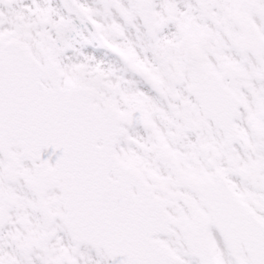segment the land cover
Listing matches in <instances>:
<instances>
[{"label":"snow or ice","instance_id":"obj_1","mask_svg":"<svg viewBox=\"0 0 264 264\" xmlns=\"http://www.w3.org/2000/svg\"><path fill=\"white\" fill-rule=\"evenodd\" d=\"M0 264H264V0H0Z\"/></svg>","mask_w":264,"mask_h":264}]
</instances>
